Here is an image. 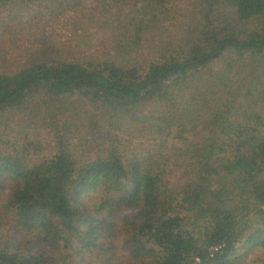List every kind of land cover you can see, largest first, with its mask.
I'll use <instances>...</instances> for the list:
<instances>
[{
	"label": "trees",
	"instance_id": "obj_1",
	"mask_svg": "<svg viewBox=\"0 0 264 264\" xmlns=\"http://www.w3.org/2000/svg\"><path fill=\"white\" fill-rule=\"evenodd\" d=\"M101 1L92 52L46 29L82 1L0 0V264H240L264 249V0Z\"/></svg>",
	"mask_w": 264,
	"mask_h": 264
},
{
	"label": "rangeland",
	"instance_id": "obj_2",
	"mask_svg": "<svg viewBox=\"0 0 264 264\" xmlns=\"http://www.w3.org/2000/svg\"><path fill=\"white\" fill-rule=\"evenodd\" d=\"M82 1L83 8L87 11L88 15H85L84 12H78L75 13L73 10H70L66 14H59L54 19H52L51 22L47 25V30H55L56 36L61 40H66L74 35L75 32L79 34H83L85 32L93 33V42L94 44H91V47H89L87 50L94 52V49L102 48V43L98 41L96 38L95 32L96 29L94 28V25H99V22H96L94 20V14L99 15L105 13L106 4L101 0H80ZM91 13V14H89ZM80 18H82V23ZM84 18L85 21H84ZM80 21V22H77ZM84 21V22H83ZM90 25V27H89ZM89 27V30L86 28ZM103 33H105V30H101V32L97 33V37L99 39H102ZM88 35V34H87ZM109 43L105 44L108 45ZM93 45V46H92ZM9 118V117H8ZM19 128V127H17ZM15 126V130L17 129ZM13 129V130H14ZM167 132H164L166 134ZM10 134L13 135V131H10ZM44 143H48L50 141L49 137H42ZM8 184L5 183L4 187L0 189V201H3V193H6L8 191ZM84 200L89 204L90 208L92 207L93 203L96 200V194H92L91 196H86ZM91 202V203H89ZM242 253H246L244 250H242ZM242 264H264V249L263 248H257L245 256V258L241 261ZM240 263V264H241Z\"/></svg>",
	"mask_w": 264,
	"mask_h": 264
}]
</instances>
